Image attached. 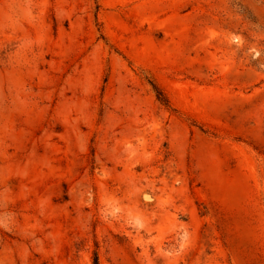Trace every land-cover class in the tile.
<instances>
[{
	"label": "rangeland",
	"instance_id": "obj_1",
	"mask_svg": "<svg viewBox=\"0 0 264 264\" xmlns=\"http://www.w3.org/2000/svg\"><path fill=\"white\" fill-rule=\"evenodd\" d=\"M94 252L264 264V0H0V264Z\"/></svg>",
	"mask_w": 264,
	"mask_h": 264
},
{
	"label": "trees",
	"instance_id": "obj_2",
	"mask_svg": "<svg viewBox=\"0 0 264 264\" xmlns=\"http://www.w3.org/2000/svg\"><path fill=\"white\" fill-rule=\"evenodd\" d=\"M155 92H156V97L159 101H161L162 103L166 104L167 103V99L164 97V94L162 93V91L157 87L154 86ZM93 264H99V257L97 252H94L93 255Z\"/></svg>",
	"mask_w": 264,
	"mask_h": 264
}]
</instances>
